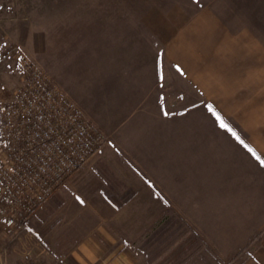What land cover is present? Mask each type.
Wrapping results in <instances>:
<instances>
[{"label":"crops","instance_id":"1","mask_svg":"<svg viewBox=\"0 0 264 264\" xmlns=\"http://www.w3.org/2000/svg\"><path fill=\"white\" fill-rule=\"evenodd\" d=\"M207 13L103 34L98 80L69 77L108 140L53 197L89 208L67 264H264V46Z\"/></svg>","mask_w":264,"mask_h":264},{"label":"rangeland","instance_id":"2","mask_svg":"<svg viewBox=\"0 0 264 264\" xmlns=\"http://www.w3.org/2000/svg\"><path fill=\"white\" fill-rule=\"evenodd\" d=\"M154 11L169 14L174 24L217 12L231 32H246L236 42L243 38L252 50L264 46V0H0V96L23 83L29 65L42 69L65 94L73 83L69 77L95 73L98 80L101 47L112 44L102 35L122 33ZM82 175L80 170L69 180ZM67 185L56 193L69 194ZM56 193L25 229L9 232L0 222V264L63 260V236L81 227L69 225L68 218L89 217V208L83 202L74 208L65 198H53ZM76 244L74 239L67 242Z\"/></svg>","mask_w":264,"mask_h":264},{"label":"built area","instance_id":"3","mask_svg":"<svg viewBox=\"0 0 264 264\" xmlns=\"http://www.w3.org/2000/svg\"><path fill=\"white\" fill-rule=\"evenodd\" d=\"M42 69L0 96V222L23 230L107 142ZM54 264H67L60 259Z\"/></svg>","mask_w":264,"mask_h":264}]
</instances>
